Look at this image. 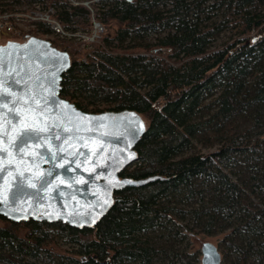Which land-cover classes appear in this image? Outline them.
<instances>
[{"label":"trees","instance_id":"16d2710c","mask_svg":"<svg viewBox=\"0 0 264 264\" xmlns=\"http://www.w3.org/2000/svg\"><path fill=\"white\" fill-rule=\"evenodd\" d=\"M31 1L89 28L83 7ZM96 18L107 32L91 51L49 40L71 59L60 96L140 114L137 161L119 176L156 180L115 192L93 229L0 217V264H201L199 235L221 236L223 264H264V0H103ZM226 30L235 37L210 49ZM143 32L158 36L135 41Z\"/></svg>","mask_w":264,"mask_h":264},{"label":"water","instance_id":"95a60500","mask_svg":"<svg viewBox=\"0 0 264 264\" xmlns=\"http://www.w3.org/2000/svg\"><path fill=\"white\" fill-rule=\"evenodd\" d=\"M0 49L4 50L0 52V80L13 93L12 98L40 97L49 124L59 126L55 131L65 126L73 129L63 132L60 140L50 141L53 150L57 145L65 149L63 153L57 152L58 157H65L64 167H53L62 161L49 160L48 145L44 142L39 147L34 142L27 149L40 155L33 157L26 152L17 155L13 150L12 163L0 164L3 169L0 171V217L17 224L61 222L77 230L93 229L113 206L115 192L156 180L134 181L119 176L137 161L135 147L147 129L140 114L130 110L83 112L60 96L62 77L71 66L67 52L35 36H27L23 42L8 41ZM58 57L66 59L61 61ZM62 105L70 106V110L66 111ZM15 107L26 110L29 105L18 101ZM3 111L10 118L11 114ZM77 126L79 132L75 130ZM81 136L87 140V147L82 146L85 141L78 139ZM72 161L80 166L77 168ZM37 171L45 175L37 178L34 175ZM49 171L53 172L52 177L47 176ZM29 180L35 188L28 185ZM200 253L201 264H222L221 254L213 243H202Z\"/></svg>","mask_w":264,"mask_h":264},{"label":"snow or ice","instance_id":"6c2138e0","mask_svg":"<svg viewBox=\"0 0 264 264\" xmlns=\"http://www.w3.org/2000/svg\"><path fill=\"white\" fill-rule=\"evenodd\" d=\"M15 47V46H10ZM4 50L0 49V52ZM58 60H65L64 57H58ZM54 79V78H53ZM55 82V81H54ZM13 97V93L9 92L7 87H4V81L0 80V164L8 165L12 163L13 159V150L16 154L27 153L30 156L40 155L38 152H27L28 146L32 143H36V146H40V142H44L48 145L47 152L49 155V160L56 161L60 159L62 162L59 165L54 164L53 167H64L65 157L57 156V152L63 153L65 149L57 145L56 149L53 150L50 143L51 140H60L61 134L63 132H72L73 129L70 127H62L61 131H55L57 124H49L46 109L41 107V98L37 96H31L29 99L22 97ZM18 101H22L23 104L29 105L26 110H22L20 107H15ZM31 101V103H29ZM47 103V101H45ZM12 105V106H10ZM62 107L68 111L70 106L62 105ZM3 110H7V113L11 114L10 118L5 115ZM79 119L84 120L85 118L80 117ZM15 120V123L12 121ZM87 123V121H85ZM77 132L80 131V127L77 126L75 129ZM85 131H92L91 128H85ZM50 133V135H48ZM44 134V135H42ZM68 138H65V141ZM79 140L85 141L82 145L87 147V140L85 137H78ZM17 140L19 141L17 143ZM6 154V157H5ZM83 154V153H81ZM75 163V166L78 168L79 163ZM3 169L0 168V171ZM23 172L20 173V176L23 177ZM37 178L45 175L44 173L37 171L34 174ZM48 177L53 176V172L49 171L47 173ZM74 183H79V181H73ZM63 183V181H60ZM28 185L32 188H35L36 185L32 183L31 180L28 181ZM54 187V186H53Z\"/></svg>","mask_w":264,"mask_h":264},{"label":"built area","instance_id":"2783aa9c","mask_svg":"<svg viewBox=\"0 0 264 264\" xmlns=\"http://www.w3.org/2000/svg\"><path fill=\"white\" fill-rule=\"evenodd\" d=\"M71 7H83L87 10V20L89 29L83 30L79 28H66L63 23L56 18V10L53 7H46L42 3L34 2L36 7L32 13L12 15V12L0 10V33L12 34L13 22L20 20L19 15H26L29 25L35 28L37 23L47 24L51 30V34L59 37L64 41L71 42V40L81 43L82 47H91V45L98 44L102 41L106 33L105 26L96 18V11L103 0H63ZM9 2V1H8ZM26 13V11H25ZM58 38V39H59ZM70 40V41H69Z\"/></svg>","mask_w":264,"mask_h":264},{"label":"rangeland","instance_id":"374dc122","mask_svg":"<svg viewBox=\"0 0 264 264\" xmlns=\"http://www.w3.org/2000/svg\"><path fill=\"white\" fill-rule=\"evenodd\" d=\"M8 1H1L0 2V10L1 11H6L7 9H9V8H7ZM27 2H28V0H20L19 4L12 6L14 9L10 8L12 11L11 14L16 15L15 14L16 12L19 14H26V15L29 13H32L36 7V4H34L33 1H31V0H29L28 3ZM162 3L163 2L158 4L157 8L162 9V8L168 7V6H166L168 1L167 2L165 1L163 4ZM211 3L213 4V2H209L208 4H211ZM25 11H26V13H25ZM218 14H219L218 12H210L208 14V16L209 17H214V16L217 17L216 15H218ZM26 15H19L20 20L16 23L13 22V29L14 30H13L12 34H5L2 32L0 33V45H3L8 41L23 42L27 36H35V37L45 39V40H50V41L54 40V39L64 41L63 39H60L59 37H58L59 38L58 39L57 37H55L52 34L42 36L38 33H34L33 30L35 28H33L32 25H29V22L27 21ZM81 29H83V28H81ZM86 29L88 30L89 28L87 27V28H85V30ZM106 32H107V30H106ZM157 36H158V34H156V33H149V32L144 33L143 32V33L137 35V37L135 36L134 38H135V41H139L142 43H153ZM234 37H235L234 33L226 30V31L222 32L220 35H218L217 38H215V40L211 43L210 49L219 48L222 45H224L225 43H227L228 41H230L231 38H234ZM127 42H129V41H127ZM70 43L78 46L83 52L91 51L94 47L93 45H91V47H88V46L82 47L81 43L73 41V40H71ZM97 108L102 109V110H106L107 106L98 105ZM220 238H221V236H217V237H209L206 235L196 236V237L190 239V241H191L190 249L197 250L198 254H199L198 257H199V259H201V253H200L201 244L204 242H211L218 248L217 244H218V240ZM62 248L67 249L65 247H62ZM222 264H223V262H222Z\"/></svg>","mask_w":264,"mask_h":264}]
</instances>
